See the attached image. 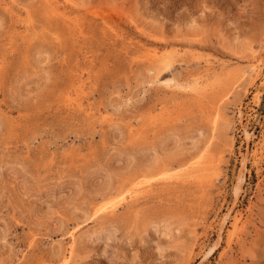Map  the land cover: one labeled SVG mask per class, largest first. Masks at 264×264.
Masks as SVG:
<instances>
[{
  "label": "rangeland",
  "instance_id": "rangeland-1",
  "mask_svg": "<svg viewBox=\"0 0 264 264\" xmlns=\"http://www.w3.org/2000/svg\"><path fill=\"white\" fill-rule=\"evenodd\" d=\"M0 264H264V0H0Z\"/></svg>",
  "mask_w": 264,
  "mask_h": 264
},
{
  "label": "bare ground",
  "instance_id": "bare-ground-1",
  "mask_svg": "<svg viewBox=\"0 0 264 264\" xmlns=\"http://www.w3.org/2000/svg\"><path fill=\"white\" fill-rule=\"evenodd\" d=\"M154 56V55H153ZM156 56V55H155Z\"/></svg>",
  "mask_w": 264,
  "mask_h": 264
}]
</instances>
